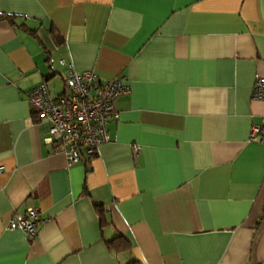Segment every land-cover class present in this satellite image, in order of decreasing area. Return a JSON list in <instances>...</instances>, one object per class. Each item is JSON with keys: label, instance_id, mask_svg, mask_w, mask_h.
Returning <instances> with one entry per match:
<instances>
[{"label": "crops", "instance_id": "crops-1", "mask_svg": "<svg viewBox=\"0 0 264 264\" xmlns=\"http://www.w3.org/2000/svg\"><path fill=\"white\" fill-rule=\"evenodd\" d=\"M0 13L13 16L0 18V264H264V145L250 140L264 0H0ZM70 61L131 91L109 141L69 165L26 93H65ZM31 207L36 237L7 227ZM120 233L121 252L107 242Z\"/></svg>", "mask_w": 264, "mask_h": 264}, {"label": "built area", "instance_id": "built-area-1", "mask_svg": "<svg viewBox=\"0 0 264 264\" xmlns=\"http://www.w3.org/2000/svg\"><path fill=\"white\" fill-rule=\"evenodd\" d=\"M65 82L67 91L61 95H51L46 82L32 87L26 95L38 117L50 123L46 141L53 145L54 151L63 147L70 165L84 157H95L99 147L109 141L108 125L119 119L115 100L130 92L131 85L123 76L102 79L96 72L82 70L72 61L67 63ZM252 96L264 100V77L256 79ZM250 140L264 145V116L260 123L253 124ZM140 150V144H132L135 156ZM39 220V211L31 207L23 213L16 212L7 227L22 229L34 238L39 231Z\"/></svg>", "mask_w": 264, "mask_h": 264}, {"label": "trees", "instance_id": "trees-1", "mask_svg": "<svg viewBox=\"0 0 264 264\" xmlns=\"http://www.w3.org/2000/svg\"><path fill=\"white\" fill-rule=\"evenodd\" d=\"M0 18H7L11 22H13V16L12 15H5V14L0 13ZM97 206H99V205H97ZM98 208H99V211L101 212V215H102V211H103V215H104V209L102 207H98ZM104 220L106 221L105 215L102 216V221H104ZM107 242L112 249L117 250L119 252H121L123 250H128L132 247L130 240L128 238H126L125 235H123L121 233L116 235L114 238L108 240ZM129 264H142V263L139 260H133Z\"/></svg>", "mask_w": 264, "mask_h": 264}]
</instances>
